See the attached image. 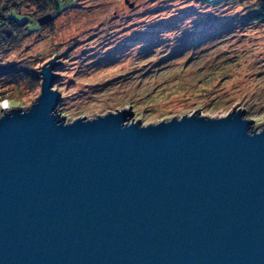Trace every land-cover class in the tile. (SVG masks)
Returning a JSON list of instances; mask_svg holds the SVG:
<instances>
[{"label": "water", "instance_id": "1", "mask_svg": "<svg viewBox=\"0 0 264 264\" xmlns=\"http://www.w3.org/2000/svg\"><path fill=\"white\" fill-rule=\"evenodd\" d=\"M60 54L0 116V264H264V126L237 105L67 121Z\"/></svg>", "mask_w": 264, "mask_h": 264}, {"label": "rangeland", "instance_id": "2", "mask_svg": "<svg viewBox=\"0 0 264 264\" xmlns=\"http://www.w3.org/2000/svg\"><path fill=\"white\" fill-rule=\"evenodd\" d=\"M50 23L18 45L0 41V65L30 61L38 70L60 54L54 88L67 121L127 109L155 123L197 109L226 115L237 105L264 126V19L258 0H61ZM36 6L24 5L33 13ZM42 15H36L39 19ZM40 75V72H39ZM40 84L0 80L4 109L28 107Z\"/></svg>", "mask_w": 264, "mask_h": 264}, {"label": "trees", "instance_id": "3", "mask_svg": "<svg viewBox=\"0 0 264 264\" xmlns=\"http://www.w3.org/2000/svg\"><path fill=\"white\" fill-rule=\"evenodd\" d=\"M205 1L210 2V0ZM258 1L259 5L255 15L264 19V0ZM26 3L34 4L36 10L33 13L24 12L23 8ZM61 7V0H0V41L18 45L39 28V26L37 29L31 28L28 18L24 19L25 17L29 16L38 21L36 15H44L52 9L58 13ZM40 78L38 70L30 61L20 60L0 65V80L19 84L26 82L34 89L40 84Z\"/></svg>", "mask_w": 264, "mask_h": 264}, {"label": "bare ground", "instance_id": "4", "mask_svg": "<svg viewBox=\"0 0 264 264\" xmlns=\"http://www.w3.org/2000/svg\"><path fill=\"white\" fill-rule=\"evenodd\" d=\"M8 107L6 106V109H7ZM8 110V109H7Z\"/></svg>", "mask_w": 264, "mask_h": 264}]
</instances>
